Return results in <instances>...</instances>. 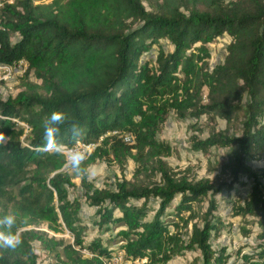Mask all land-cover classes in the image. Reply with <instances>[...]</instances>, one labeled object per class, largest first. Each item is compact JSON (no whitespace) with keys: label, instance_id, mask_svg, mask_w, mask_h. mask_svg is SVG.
<instances>
[{"label":"trees","instance_id":"16d2710c","mask_svg":"<svg viewBox=\"0 0 264 264\" xmlns=\"http://www.w3.org/2000/svg\"><path fill=\"white\" fill-rule=\"evenodd\" d=\"M223 35L230 38L224 61L209 68L208 45ZM19 60L40 85L0 100V217L14 213L20 235L15 249L0 247V264H39L35 242L55 264H102L118 249L148 264L186 253H196L190 264H264V180L251 165L264 161V0H16L0 10V63ZM54 110L69 117L63 148L72 146L71 124L80 125V142L96 145L84 166L102 160L122 178L97 189L87 172L77 175L76 190L65 156L42 138L41 122ZM170 113L226 123L189 139L205 157L233 149L218 164L224 181L171 169L172 149L157 138ZM129 161L131 180L123 176ZM71 192L81 195L70 200ZM218 196L245 242L229 253L212 246L224 223ZM82 202L95 209L99 229L121 228L116 250L86 241ZM45 222L73 243L32 228Z\"/></svg>","mask_w":264,"mask_h":264},{"label":"rangeland","instance_id":"374dc122","mask_svg":"<svg viewBox=\"0 0 264 264\" xmlns=\"http://www.w3.org/2000/svg\"><path fill=\"white\" fill-rule=\"evenodd\" d=\"M229 42L230 38L227 35H223L216 43L208 45L210 50V58L208 59L209 68L224 61L226 47ZM152 55H155V52H152ZM147 56L148 55H145L144 57ZM33 85L38 86L40 85V82H37L31 75L28 76V78L22 76L9 84L1 85L0 100L6 101L8 98H15L23 93L27 94V91ZM203 94H206V91H203ZM203 101L206 102L205 97ZM226 127V123L220 119H216L214 122L209 121L205 117L200 118L198 121L189 119L180 120L175 114L170 113L166 125L162 132L158 134L157 138L170 145L172 149L171 155L165 160L174 172L184 174L191 180L208 179L213 183H219L220 181H224L226 177L220 175L218 164L224 157L233 154V149H213L211 155L205 157L191 151L189 139L192 136H199L204 139L208 137L212 129L224 131ZM251 165L254 171L262 176L264 180V161L253 162ZM134 169V163L129 161L123 176L127 180H131L133 178ZM64 172L70 175L72 182L77 187L76 190H78L80 179L77 174L71 171L69 166L64 167ZM87 172L89 175V181L92 186L97 189L103 188L106 184H112L115 178H122L115 165L102 160H96L94 163L90 164L87 168ZM243 182H245V180H243ZM248 188L249 184L242 188V194L244 192L246 193ZM238 190V187H236L235 191L231 193V196H233ZM76 195L80 197L81 193L71 192L69 199L72 200ZM216 200L219 206V214L224 223L220 231L221 238L212 241V246H226L227 252L229 253L234 249L240 248L245 243L244 238L240 235L241 222L238 218L232 217L231 213H229L230 210L225 208V200L223 199V196L216 197ZM206 205V203H203L202 208H205ZM156 207L157 206L154 204L153 208L156 209ZM118 215L119 213L116 211L115 216ZM79 219L84 226L83 235L86 241L99 238L104 244L115 250L120 242H123L121 237L117 235L121 228L119 229L116 226H111L108 232L99 229L95 223L97 220L95 218V209L88 207L83 202L79 212ZM32 228L47 232L51 237L57 240H62L69 244L73 243V237L71 234L65 229L64 231H60V229L53 223L45 222ZM33 249L38 256L39 264H55L52 255L42 250L38 242L33 243ZM195 256L196 253H186L183 256L172 259L167 264H190ZM230 260L232 261L233 258Z\"/></svg>","mask_w":264,"mask_h":264},{"label":"clouds","instance_id":"9594fccd","mask_svg":"<svg viewBox=\"0 0 264 264\" xmlns=\"http://www.w3.org/2000/svg\"><path fill=\"white\" fill-rule=\"evenodd\" d=\"M69 123L68 115L60 110L52 111L46 119L41 122L42 138L47 149L54 151L57 155H64L62 148L64 143L60 139L61 129ZM70 140L72 142L71 151L66 157L69 169L77 175H85L87 168L84 162L87 154L76 147L83 136V129L80 125L72 123L68 129ZM17 223V217L14 213H8L0 217V247L15 249L20 243V235L13 229Z\"/></svg>","mask_w":264,"mask_h":264},{"label":"built area","instance_id":"2783aa9c","mask_svg":"<svg viewBox=\"0 0 264 264\" xmlns=\"http://www.w3.org/2000/svg\"><path fill=\"white\" fill-rule=\"evenodd\" d=\"M16 0H0V10L6 6L13 5ZM52 0H32L34 5H43L48 4ZM27 70V62L24 60H19L12 62L11 64L0 63V89L1 85H6L15 81L17 78L24 76ZM126 141H129V138H126ZM76 147L81 149L87 154V157L92 154L95 150V144H84L82 142H77ZM64 152L65 159L69 155L71 148L65 149L62 148ZM66 166H68L66 162ZM82 254L87 257H92L86 251H82ZM102 264H148L146 258H137V259H126V254L123 250H117L107 258L101 259Z\"/></svg>","mask_w":264,"mask_h":264}]
</instances>
